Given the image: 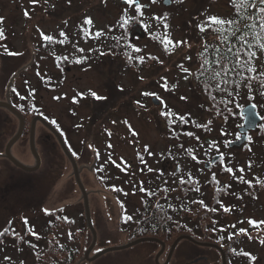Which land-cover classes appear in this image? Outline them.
Segmentation results:
<instances>
[{
    "label": "rangeland",
    "instance_id": "374dc122",
    "mask_svg": "<svg viewBox=\"0 0 264 264\" xmlns=\"http://www.w3.org/2000/svg\"><path fill=\"white\" fill-rule=\"evenodd\" d=\"M27 1L22 5V0L0 1L6 19L3 49L20 54L9 57L14 71L24 67L17 79L25 97L21 106L24 130L12 149L13 156L28 167L34 165L29 132L33 117L41 113L65 136L77 166H87L80 170L79 179L90 192L89 212L97 238L87 257L104 248L125 244L146 231L155 232L153 235L168 245L180 233L191 235L194 216L189 185H182L176 192L180 198L173 199L174 176L164 173L162 167H167L169 162L173 167L180 165L185 173L191 162V152L187 149L196 148L195 154H200L205 148V138L220 142L223 151V145L232 139L229 134L232 135L233 123H240L234 110L253 104L261 113L264 105V95L260 94L264 92L261 87L264 79L251 81V93L247 87L249 80L234 79L239 86L236 83L226 86L232 95L213 91L216 101H212L202 90L203 85L193 77L186 81V73L178 67L182 64L197 73L204 42L219 40L212 28L201 32L197 25L208 16L232 17L234 7L230 0H183L182 3L168 0V4L164 0L155 4L151 0H139L147 5L142 10L143 16L137 14L134 5L129 7L122 0H48L47 4L38 0L36 17L26 22L24 14L30 9ZM50 13H54L53 19L47 16ZM164 13L168 14L166 22L171 40L187 42L170 45L168 52L156 38L163 37V23L152 19ZM85 17L91 18L92 25L84 24ZM122 17L128 19L124 27ZM97 30H102L104 35L96 38ZM41 31L54 36L55 41H44ZM61 32L65 35L61 36ZM122 36L129 39V44L126 49L118 50ZM133 47L142 51L136 52ZM128 48L136 52H130L131 60ZM149 54L158 59H148ZM137 56H144L145 62L140 63L135 59ZM77 60L81 62L76 63ZM255 60L256 74L264 72V54L258 53ZM163 78L169 90L163 87ZM173 85H176L174 90ZM32 90L34 96L29 95ZM91 92L100 98H94ZM78 93H83V97ZM56 96L63 98L54 100ZM152 98L159 103L154 104ZM168 109L173 112L171 118L161 115ZM176 114L185 116L188 122H182ZM209 120L211 124L207 125ZM259 128L263 129L264 124ZM15 130L16 127L13 134ZM11 136H0V151ZM34 141L41 159L36 172H23L0 159V231L8 229L0 236V264H154L158 245L148 242L129 250L107 252L91 262L80 261L91 244L92 234L72 167L55 138L39 122L35 123ZM109 143L111 148L107 147ZM249 145L251 151L249 147L244 149L246 160H254L259 149L253 148V143ZM109 154L115 163L109 161ZM94 159L97 161L92 166ZM101 166L102 170L98 171ZM140 185L151 189L154 199L141 191ZM257 218L264 221V214ZM216 219L221 222L219 217L215 216ZM240 239L244 251L256 257L250 262L245 256V264H264V244L260 243L264 240V225L247 231ZM178 246L183 251L190 244L182 241ZM176 253L174 256L178 257ZM164 259L165 254L158 262Z\"/></svg>",
    "mask_w": 264,
    "mask_h": 264
},
{
    "label": "flooded vegetation",
    "instance_id": "af4514ba",
    "mask_svg": "<svg viewBox=\"0 0 264 264\" xmlns=\"http://www.w3.org/2000/svg\"><path fill=\"white\" fill-rule=\"evenodd\" d=\"M26 1L27 0H22L21 5ZM28 3L30 7L29 11H27L28 16L26 17L24 14V20L26 22L36 17V10L38 8V3L33 4L30 1ZM62 9L65 10L64 7H62ZM47 16L53 19L54 13H50ZM0 18H3V23L0 24V28L4 31V37L0 38V94L2 93L0 102L8 103L21 115V106L24 99H20V96H23V93L22 88L18 84L19 81H17V79H19V74H16L17 71L13 70V63L10 59L16 55L7 54V52L4 51L5 49H3L5 39V28L3 25L6 19L3 14L1 2ZM8 52L15 53L14 50H8ZM5 57H7V60ZM13 88L16 89L15 92L12 90ZM17 92L19 95H17ZM257 113L261 120L256 129L246 132L244 141L241 145H236L235 142L242 136L239 132V127L242 126L243 116L240 113H235V117H238L237 119L240 123H233L232 130L230 131L232 135L231 133L229 134V137L231 136L232 139L227 140V147H225L223 143V151H221L222 147L220 145L222 144L220 142L214 143L211 139H208L206 142L204 141L205 148L200 154H195L194 151L196 148L190 153L191 162L185 173L180 165H175L173 167L169 162L167 167H162L164 173H170V175L174 176L173 199L178 200L180 198V195H176V192L180 191L182 185H189L190 208L194 216L191 220L190 232L193 240L188 242L190 247L183 251H179V246L177 244L173 248L167 264H171V261L174 259H176L175 264H177V261L182 260H185L183 264H245V256L236 255L231 251L233 248H235L237 252L241 249L244 251V246H241L242 239H240V237H243L244 233L233 235V239L231 240L228 239V237L241 228L247 231L261 228V225L255 227L250 226L248 223L249 219L261 221L257 216L264 214V128H259L260 125L264 124V112ZM0 122L2 123L0 126V136L15 134L16 130L13 134V129H15V127L17 129L19 124L18 119L11 110L4 106H0ZM15 122H17V125ZM51 137H54L52 133ZM249 137H251V140L248 139ZM250 143L254 144L253 148L259 149L253 156L254 160H246L248 155L244 149L245 147L251 148L252 146L249 145ZM217 146L219 147V151L225 155V165L233 168L235 176L223 170V166L219 161V155L216 151ZM193 155H195L197 159H193ZM209 161H212V163L210 164ZM249 161H251L250 169L248 168ZM178 167L179 171H177ZM239 168H244V172L241 173L237 171ZM189 173H191L192 177L190 182ZM213 174H215V179H213ZM241 175H243L244 181H252V187H249L247 182H241L237 179V177ZM256 177L260 179V183L256 182L254 179ZM181 178L186 182L181 183ZM196 189L199 190L197 191ZM146 190L151 191L149 188H146ZM162 196L167 197V195ZM162 198L163 197H161V199ZM159 199L160 198H158V201ZM199 201H203V203H199ZM221 204L230 208L231 211L225 212ZM210 209H216V211H211ZM215 216L219 217L221 222L219 219L215 220ZM241 221H243V223H241ZM231 225H235L236 227L232 228L230 227ZM221 237H224V239L221 240ZM159 239L161 244L158 242L148 243L158 245V251L155 254V256H158V261L159 258L165 254L163 262L156 263L154 258V264H165L172 244L168 245L162 238ZM133 247L135 246L122 250H129ZM176 252L179 253L178 257H175Z\"/></svg>",
    "mask_w": 264,
    "mask_h": 264
},
{
    "label": "snow or ice",
    "instance_id": "6c2138e0",
    "mask_svg": "<svg viewBox=\"0 0 264 264\" xmlns=\"http://www.w3.org/2000/svg\"><path fill=\"white\" fill-rule=\"evenodd\" d=\"M30 2L33 4H36L38 3V0H30ZM123 2L127 4L129 7L135 5L137 14L140 16L144 15L142 10L145 7V5L140 4L139 0H123ZM177 2L182 3L183 0H177ZM45 3H47V0H45ZM151 3L153 4L157 3V0H151ZM230 3L234 7L235 18L224 19V18L213 15V16L206 17V20L203 23L197 25L198 29L201 32L206 31L207 28H212L213 31L218 32L221 38V44L226 45V48L215 47L213 50L214 58L212 59V61L209 62L207 58H204V62L200 65V68L197 70V73H192L190 69L185 68L182 64L178 65V67L183 72L186 73V75L184 76V79L186 81L190 77H193L198 82H200L201 78H203L202 90L209 94V99L212 101H216V97L211 94L213 91H219V92L227 91L228 95L231 96L232 93L228 91L226 86L229 85L230 83H236L237 86H239L238 81H230L229 76L232 73H235L237 76H239L240 80H244V79L249 80V84L247 85V87L250 93L252 91L251 81L264 79V72H260L259 74H256L257 70L253 63V58L257 56V51L264 52V0H230ZM125 13H127V9H125ZM25 16L26 17L28 16L27 11H25ZM167 18H168L167 13H164L163 16H153L152 17V19L163 23V28H164L163 37L162 38L156 37V38L161 41L166 52H168L170 45L175 47L182 43H187L186 41H172L171 40L170 34L168 32L169 25L166 22ZM122 19H123V24L128 23V19H125L123 17ZM2 23H3V18H0V24ZM92 23L93 22L90 17H85L84 24L92 25ZM123 24L121 25L122 27H123ZM214 26H219V27H214ZM40 35L44 41L54 42L56 39L52 35H45L42 31ZM60 35L64 36L65 33L61 32ZM94 35L96 38H99L103 36L104 33L102 30H97L94 33ZM3 37H4V31L2 28H0V38H3ZM233 40L235 42H233ZM60 42L63 43V41H60ZM133 50L136 52L142 51L138 47H133ZM79 51L83 52V49H79ZM207 51H208V45L206 43L204 45V52H207ZM5 52H7V54H10V55H20L19 53L8 52L7 49H5ZM104 54L105 53H101V55H104ZM127 55H128L129 60L133 59L130 53H127ZM201 55L203 56V53H201ZM147 58L148 59H158L157 57H153L150 54ZM64 59H67V57H65ZM135 59H137L140 63L145 62L144 56H137L135 57ZM186 59L190 60L191 57H186ZM80 62H81L80 60L76 61V63H80ZM245 71H247L250 74H254V75L244 76ZM163 79H165V83L163 87L165 88V90H169L167 86L166 78H163ZM175 87L176 85H173L172 90H174ZM261 87L264 88V83L261 84ZM12 90L14 92L16 91V89L14 88ZM34 91L35 90H32L31 92H29V95L34 96ZM260 94L264 95V92H261ZM17 95H19L18 92H17ZM78 95L83 97L84 94L78 93ZM91 95L94 98H97V99L100 98L97 96L95 92H91ZM142 95L155 96L156 94L155 93H142ZM61 98L63 97L61 96L53 97L54 100H59ZM20 99L23 100L25 99V97L20 96ZM181 99H186V97H181ZM73 102H76L75 97L73 98ZM228 102L229 101H221V103H228ZM139 103L140 102L137 101V104ZM141 107H143V105H141ZM165 108H167L166 104H165ZM219 114L220 113L217 112V115ZM161 115L171 118L173 115V112L171 109H168L167 111H162ZM176 115L182 122L184 123L188 122L185 116H179V114H176ZM225 119H227V117H225ZM124 123L127 124L128 122L125 121ZM210 124H211V120L207 122V125H210ZM207 125L197 124L196 126L197 127H207ZM129 129L131 130L130 125H129ZM133 134L135 135L134 131H133ZM185 134L188 136L194 135L193 133H185ZM109 135H111V133H109ZM197 139L199 138L197 137ZM248 139L251 140V137H249ZM227 146L228 145L226 142L225 147ZM89 147L91 148L92 145H89ZM107 147L111 148L112 145L109 143ZM181 147H183V145H181ZM248 150L251 151L250 148ZM145 151H148L147 145L145 146ZM187 151L193 152V149L189 148L187 149ZM216 151L219 155V161H220V164L223 166V170L235 176V171L233 170V168L225 165L224 163L225 155L224 153L219 151L218 146L216 147ZM151 154L152 153L149 152V155ZM137 155H138V158H140L141 161L143 162V157L140 155V153H137ZM96 156L97 158H99L98 150L96 151ZM192 158L197 159L195 155H193ZM109 161H111L112 163H115V161H112L111 154H109ZM209 163L211 164L212 161H209ZM102 167L103 166H101V168L97 170L98 171L102 170ZM248 168L249 169L251 168V161H249L248 163ZM148 171H152V169L149 168ZM177 171H179V167L177 168ZM237 171L243 173L244 168H239L237 169ZM188 176H189V182H190V180L192 179L191 173H189ZM213 179H215V174H213ZM237 179L241 182H247L249 184V187H252V181H244L243 175L237 177ZM254 179L256 180L257 183L261 182L258 177ZM185 182L186 181H184L183 178H181V183H185ZM196 190L198 191L199 189H196ZM141 191L148 193V190L144 188H141ZM149 194H153V193H149ZM199 203H203V201H199ZM221 207H223L225 212L231 211L230 208L223 206V204H221ZM210 210L216 211V209H210ZM44 211L46 214H50L47 209H45ZM64 219L67 220L66 217ZM127 219L130 220L131 217L129 216L127 217ZM24 223L25 225L28 224V221L26 218L24 219ZM241 223H243V221H241ZM248 223L250 226H255V227L264 225V221H256L254 219H249ZM230 227L235 228L236 226L231 225ZM7 231L8 229H5L4 231H0V236H3ZM241 233L247 234V230L244 228H241L236 233L230 234L228 239L231 240L233 238V235H239ZM13 234L16 235L14 231H13ZM31 234L38 237V234L35 233V231H32ZM69 238L71 239V233H69ZM223 239L224 237H221V240ZM260 243L264 244V240H261ZM61 247L63 246L61 245ZM231 251L236 255H243V256L248 257L250 262L256 260L255 256H252L251 253L245 252L242 249L239 252H237V250L233 248L231 249ZM5 259L7 260L10 258L5 257ZM21 264H23V262H21Z\"/></svg>",
    "mask_w": 264,
    "mask_h": 264
},
{
    "label": "water",
    "instance_id": "95a60500",
    "mask_svg": "<svg viewBox=\"0 0 264 264\" xmlns=\"http://www.w3.org/2000/svg\"><path fill=\"white\" fill-rule=\"evenodd\" d=\"M164 4H168V2H165ZM147 7V5L145 6ZM152 102L154 104H158V101L153 98L152 99ZM0 106H4L6 108H8L9 110H11L17 117L18 119V129L16 131V133L14 134V136L12 138H10L8 140V142L6 143L5 145V148H4V153L0 156L8 159L15 167L19 168L20 170L24 171V172H33V171H36L40 164H41V160H40V157L38 155V153L36 152V149H35V145H34V128H35V123L37 121H39L42 125H44L49 131H51L55 137L57 138L59 144H60V147L63 151V153L65 154V156L68 158V160L70 161L71 165H72V169H73V175H74V178H75V181L81 191V194H82V199H83V205H84V211H85V218H86V223H87V227L88 229L90 230L91 234H92V241H91V244L90 246L88 247L85 255H86V260L88 261H92L96 258H98L99 256L107 253V252H110V251H113V250H119V249H124V248H128V247H131L135 244H138L140 242H145V241H153V242H159L158 239H155V238H150V237H143V238H138L136 240H133L131 242H129L127 245L125 246H122V247H109V248H105L103 250H101L100 252L96 253L92 258H87V255L89 253V251L92 249V247L95 245V242H96V233H95V230L92 226V222H91V218H90V212H89V206H88V200H87V192L84 190L83 188V185L81 184L80 182V179H79V172L82 168H78L74 159L72 158L71 154L69 153V151L67 150V148L65 147L61 137L59 136V134L55 131V129L49 125L45 119L41 116H36L33 118V120L31 121V127H30V135H29V148H30V152L31 154L33 155L34 159H35V165L32 166V167H28V166H25L23 165L22 163H20L19 161H17L11 154H10V148L11 146L19 139V137L22 135V132H23V129H24V120L22 118V116L17 113L8 103H3V102H0ZM241 114L244 116V120H243V125L242 127L239 129V131L241 133H243L241 139L237 142H235L236 145H241L244 141V138H245V135L244 133H246L248 130H253L256 128L258 122L260 121V117L258 116V114L256 113V109H255V106L252 105V104H248L246 106H244L241 110ZM188 240V241H192L193 239L187 235H182L180 237H178L173 245L171 246V249H170V252H169V255H168V258H167V261L169 260V257L172 253V250L173 248L175 247V245L180 241V240ZM161 244V243H160ZM163 247V245H162Z\"/></svg>",
    "mask_w": 264,
    "mask_h": 264
},
{
    "label": "trees",
    "instance_id": "16d2710c",
    "mask_svg": "<svg viewBox=\"0 0 264 264\" xmlns=\"http://www.w3.org/2000/svg\"><path fill=\"white\" fill-rule=\"evenodd\" d=\"M229 18H235V11L233 12V15H232V17H229ZM228 18V19H229ZM123 24V22H121V25ZM125 26V24H123V27ZM216 27H219V26H216ZM225 27H227V26H225ZM216 35H218L219 36V40H217L216 42H214V40H208V41H210V42H204V44H203V46L201 47V49H200V52H199V58H200V62H201V64L204 62V58H207L208 60H209V62H211L212 61V59L214 58V56H213V50H214V48L215 47H220V48H226V45H224V44H221V41H220V35L218 34V32H216ZM122 39H123V41H121V43H119L118 44V50L119 49H121V48H124V49H126L125 47H127V44H129L128 43V41H129V39H125L124 38V36H122L121 37ZM233 42H235L234 40H233ZM207 43V45H208V51L207 52H204V45ZM124 52H126L125 50H124ZM128 52L130 53H133V54H136V52H134L132 49H130V48H128ZM201 53H203V56L201 55ZM258 53H263L264 54V52H261V51H257V55H258ZM256 58V57H255ZM255 58H253V63H254V66H255V68H256V60H255ZM259 74V73H258ZM249 75H252V74H250V73H248L247 71H245L244 72V76H249ZM239 78V76H237L235 73H232V74H230V76H229V79H230V81H234V79H238ZM200 83L203 85V78H201V81H200ZM232 83H230L229 85H231ZM216 92H219V91H216ZM213 93V92H212ZM38 114H41V113H38ZM41 116H43L48 122H50V120L46 117V115H44V114H41ZM74 156H75V154H74ZM146 232H148V233H142V234H139L138 236L139 237H142V236H146V234H148L149 236H155L156 234H155V232H151V231H146ZM153 234H155V235H153ZM184 234V233H183ZM179 235H182L181 233L179 234Z\"/></svg>",
    "mask_w": 264,
    "mask_h": 264
}]
</instances>
